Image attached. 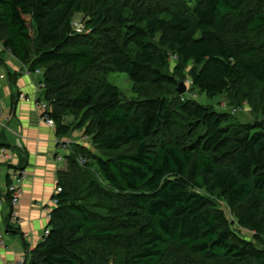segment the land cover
I'll return each mask as SVG.
<instances>
[{
    "label": "trees",
    "instance_id": "obj_1",
    "mask_svg": "<svg viewBox=\"0 0 264 264\" xmlns=\"http://www.w3.org/2000/svg\"><path fill=\"white\" fill-rule=\"evenodd\" d=\"M0 45L40 75L57 136L90 146L70 144L23 264H264V0H0Z\"/></svg>",
    "mask_w": 264,
    "mask_h": 264
},
{
    "label": "crops",
    "instance_id": "obj_2",
    "mask_svg": "<svg viewBox=\"0 0 264 264\" xmlns=\"http://www.w3.org/2000/svg\"><path fill=\"white\" fill-rule=\"evenodd\" d=\"M40 80L39 74L28 73L27 67L0 45V234L4 235L0 264L24 260L42 242L47 215L54 208L51 201L58 176L67 168L71 147L65 145L73 143L70 135L57 136L54 125L41 120L37 107ZM19 171L20 200L10 209L5 197L7 182ZM10 212L15 213V221L9 220ZM7 224L17 231L7 234Z\"/></svg>",
    "mask_w": 264,
    "mask_h": 264
},
{
    "label": "rangeland",
    "instance_id": "obj_3",
    "mask_svg": "<svg viewBox=\"0 0 264 264\" xmlns=\"http://www.w3.org/2000/svg\"><path fill=\"white\" fill-rule=\"evenodd\" d=\"M192 5V3H190ZM81 23H83V19L81 15H78L75 19H74V26L77 30L81 31L83 30V25H81ZM86 33H88V31H86ZM107 81L116 86L120 92L122 93L123 97L125 99H134L136 98V94L132 91V84L129 81L128 77L126 74L123 73H118V72H110L107 75ZM187 86V90L190 88V86L188 87L187 84H189L188 81L184 82ZM186 97L188 98H193L195 100H197L198 102H200L201 104L204 105H211L213 106L217 111L219 112H230L232 113L234 111L235 115H234V119L237 122H241V123H248V122H253L256 120H260V117L253 114L250 110V108L243 103L241 108H236L235 107H231L226 103V97L219 95V96H215L213 98H207L205 95H201L199 94L197 91H190L188 93H185ZM233 113V114H234ZM70 120V118H69ZM46 123V122H45ZM47 124V123H46ZM49 125V124H48ZM51 126V125H50ZM80 131L75 130L74 132H71L70 134V138L71 141L73 143H78L81 144L85 147H90L88 144V139L84 138L81 134V136L79 135ZM81 133V132H80ZM72 139H79V142L74 141ZM65 142H62L60 145L63 147ZM70 144H73L71 142H67ZM67 147V145H65ZM64 148V147H63ZM53 207V206H52ZM222 209L224 210V206L222 205ZM245 231H243V236L245 238H249L251 239V235H247L244 233Z\"/></svg>",
    "mask_w": 264,
    "mask_h": 264
},
{
    "label": "built area",
    "instance_id": "obj_4",
    "mask_svg": "<svg viewBox=\"0 0 264 264\" xmlns=\"http://www.w3.org/2000/svg\"><path fill=\"white\" fill-rule=\"evenodd\" d=\"M36 73H38V72H36ZM38 88H40V85L38 86ZM21 98H23V95H21ZM37 107H38V109H39V112H41V115H42L41 120H43V121L46 122L47 124L53 126V122H52V120L49 119L48 116H47V108H46L44 102H39V101H37ZM235 109H236V108H235ZM232 113H234V111H233ZM65 144H66V143H65ZM65 144H64V145H65ZM68 144H69V143H67L66 145H68ZM64 145H63V147H64ZM79 162H80V163H83V161H82L81 159L79 160ZM21 177H22V174H20V173H18V172H16V173L14 172V173L10 176V184L7 186V189H8V190L6 189V190L8 191V193L10 194L11 207H12V208H15V207L18 205L19 200H20L21 190H20V188H19V186H18V183L20 182ZM7 191H6V192H7ZM60 192H61V188H60V187H56V188H55V195L59 194ZM55 195H54V196H55ZM51 204H52L53 207H55L56 204H57V200H56L55 198H53L52 201H51ZM47 216H48V219H49L50 213H49ZM15 218H16V215H15L14 212H12V213H11V216H10V219H11L12 221H15ZM48 232H49V231H48L47 229L43 231V238L46 237V236L48 235ZM3 240H4V237H3L2 234H0V244L3 243ZM23 261H24V260H20V261L17 262L16 264H23Z\"/></svg>",
    "mask_w": 264,
    "mask_h": 264
},
{
    "label": "water",
    "instance_id": "obj_5",
    "mask_svg": "<svg viewBox=\"0 0 264 264\" xmlns=\"http://www.w3.org/2000/svg\"><path fill=\"white\" fill-rule=\"evenodd\" d=\"M187 86L183 81L177 80V88L175 89V92L182 95L186 92Z\"/></svg>",
    "mask_w": 264,
    "mask_h": 264
}]
</instances>
